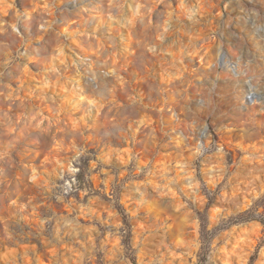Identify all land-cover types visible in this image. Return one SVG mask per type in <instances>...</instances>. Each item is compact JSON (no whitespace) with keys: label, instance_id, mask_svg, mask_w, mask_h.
Here are the masks:
<instances>
[{"label":"clouds","instance_id":"obj_1","mask_svg":"<svg viewBox=\"0 0 264 264\" xmlns=\"http://www.w3.org/2000/svg\"><path fill=\"white\" fill-rule=\"evenodd\" d=\"M125 2L88 0L73 17L64 16L60 10L62 0H31L24 9L16 7L14 0L3 5L4 14L12 16L10 21H0V35L6 38L0 40V45L8 49L3 62L7 65L15 61L19 75L16 87L5 85L6 105H0V139L9 145L0 150L2 264H68L67 257L60 259L61 248L71 252L72 264H86L81 249L92 251L87 260L95 264L100 228L94 219L115 229L104 234L99 248L111 264L117 252L124 250L120 231L124 225L114 207V182L122 183L124 188L134 186L133 191L120 193L119 203L129 220L135 221L132 247L137 249V264H198L203 242L197 208L202 210L208 203L205 188L209 193L218 190V203L209 209L207 217L209 232L221 220L246 212L264 200V120L256 117L257 105L264 114V103L255 100L247 110L237 103L231 111L220 110L215 119L212 112L200 117L187 108V85L195 72L192 61L205 67L213 65L211 49L215 38L200 27V18L211 5L200 0L188 5L179 0L174 8L165 0H137L135 8L129 7L125 15ZM161 4L163 11L154 23V13ZM179 15L192 26V31L185 33L187 43L175 50L172 45L162 47L167 37L182 31L174 24ZM58 16H64L59 27ZM22 18L29 29L35 25V40L41 47H34L20 31ZM105 24V34L97 35ZM122 29L127 30V39L121 35ZM8 41L15 45V55ZM30 48L38 55L44 54L39 71L30 66L35 57L27 63L19 62ZM165 54L172 59H164ZM153 58L161 61L158 81L149 70ZM58 65L72 75L66 76ZM98 65L108 79L86 90L83 82L88 76L99 79ZM30 81L39 83L32 87ZM141 85H146V93ZM49 89L53 92L50 97L45 95ZM166 91L172 93L171 102ZM145 95L148 103L144 102ZM46 99L51 103L42 106ZM97 134L108 138V142L92 158L89 148L94 145L90 142ZM138 145L142 146L139 151ZM82 157L89 158L85 180L91 181L92 187L81 186L78 179ZM113 157L121 162L123 170L118 177L109 174L102 178L108 173L105 165ZM196 160L201 163L199 174ZM97 190L112 201L101 203L99 210L94 207L101 202L95 194ZM229 205H235V213ZM42 210L51 211V215ZM102 212L107 216L102 218ZM142 212L163 215L172 224L153 226L139 218ZM49 222L55 223L57 239H62L65 228L77 235L83 231L87 239L77 241L80 248L57 245L42 235ZM21 225L28 228L27 233ZM157 229H175L170 241H161L168 258L162 253L159 258L145 259L142 244ZM33 235L42 244L51 245L46 248V261L36 252L37 245L26 239ZM222 235L223 244L220 236L210 242L213 255L218 254L222 264H232V257H236L237 264H248L250 255L264 239V225L254 221ZM256 264H264V245L259 247Z\"/></svg>","mask_w":264,"mask_h":264},{"label":"rangeland","instance_id":"obj_2","mask_svg":"<svg viewBox=\"0 0 264 264\" xmlns=\"http://www.w3.org/2000/svg\"><path fill=\"white\" fill-rule=\"evenodd\" d=\"M12 3L13 0H0V21H10L12 19L11 14L5 15L3 5L4 3ZM16 7L24 9L30 6L31 0H14ZM88 0H62L60 4V10L63 12L64 16L73 17L75 16L76 12L78 11L79 7L82 4L87 3ZM94 2L103 3L105 0H94ZM167 3H171L172 6L175 8L179 0H165ZM197 0H185V3L188 5H194ZM137 0H126L125 2V15L128 14L129 7L135 8ZM194 3V4H193ZM205 5H211V8L207 11V13L200 18L201 24L200 27L204 29L206 33H211L212 36L215 38L213 42V46L211 49L212 57H213V65H215L214 72H211L207 67L198 63L197 61H192V67L195 68V72L192 73L190 76V83L187 85V96H188V104L187 108L195 113L197 116L203 117L208 112H212V118L215 119L216 115L220 110H229L231 111L233 106L239 103V106L243 110H247V108L252 104L253 101L258 100L264 103V65L261 59V54H264V50L260 51L257 50L255 47H252L248 44L246 39L236 31V27H246L251 33H257L261 30H264V0H208L204 3ZM236 7L241 10V14L236 15L232 13V8ZM164 5L161 4L160 7L156 10L153 16L154 23L159 20L160 13L163 11ZM243 10V11H242ZM245 10V11H244ZM244 12V13H243ZM246 12V13H245ZM259 14V15H258ZM64 16L57 17V27L63 24ZM239 16V17H238ZM241 16V17H240ZM257 16V17H256ZM238 17V18H237ZM237 19V20H236ZM238 23V24H237ZM115 22H113V25ZM174 24L177 28L181 29L182 31L174 33V35L169 36L163 42V46L172 45L173 49L177 48L181 44L187 43L188 36L185 33L192 31V26L190 22L183 16L179 15L175 20ZM241 24V25H240ZM252 26V27H251ZM18 27L20 31L24 34L27 40H31L34 47H41L39 41L35 40L37 35L36 27L33 24L31 28L26 25L24 19L22 18L19 22ZM108 27V24H105L104 29H100L97 32V35H104L105 29ZM227 27V28H225ZM234 27V28H233ZM254 28V29H253ZM231 30L232 32L228 31ZM88 30H92V25L88 26ZM225 30V31H224ZM225 32V36L231 41H227L224 45L225 49L231 56V60H227V65L232 63H237L238 67V74H234L232 72V66L224 67L225 65L221 63L218 45L221 41L220 38ZM233 34V35H232ZM121 35L126 38V29L121 30ZM6 38L3 35H0V40H5ZM175 41V43H173ZM245 41V42H244ZM218 42V43H217ZM8 47L12 50V54L15 55V45L8 41ZM251 47V48H250ZM253 48V49H252ZM23 51V50H21ZM76 52H80L81 55H85L87 58V54L81 52L79 48L75 49ZM241 51V52H240ZM225 53V52H224ZM218 54V55H217ZM8 55V49H5L2 45H0V105H6L5 96L3 95L5 85H11V87H16L17 85V76L19 73L16 71L14 67L15 61L5 65L4 60ZM43 53L39 55L33 51L32 48L28 49V51L21 57H19L20 63H27L30 57H35L36 59L30 65L33 71H39L43 64ZM95 59V57H91ZM219 58V59H218ZM164 59L171 60V55L165 54ZM229 61L231 63H229ZM160 63V64H159ZM185 63H188L185 60ZM263 65V66H262ZM60 71L64 73L66 76H71V72L65 70L63 66L58 65ZM149 70L158 81L160 79L161 73V61L157 58H153L149 65ZM262 71V72H261ZM245 73H250V75H245ZM259 74V75H258ZM97 75L99 77L98 80H93L91 76H88L85 81L83 82L86 90H90L91 88H95L99 86L101 80L108 79L105 74V71L99 65L97 66ZM236 76V77H235ZM237 79V80H236ZM259 80V83H255V80ZM243 80V81H242ZM246 84H245V82ZM32 87H35L39 81H30L29 82ZM252 84V85H251ZM141 88L144 89L145 93L147 92L146 85H141ZM165 87H167L165 85ZM239 93H238V92ZM253 94L248 95V99L242 101L241 95L242 94ZM36 93L40 94V89L36 88ZM46 96L53 95L52 90H47L45 93ZM165 96L171 102L172 93L171 91H166ZM242 101V103H241ZM144 102L148 103V97L145 95ZM50 99H46L42 102L43 105L50 104ZM259 105H257L256 117L257 119L264 120V114L258 110ZM215 109V111H213ZM203 110V111H202ZM233 115H238L237 112H233ZM198 135L201 133H197ZM168 137H165L167 140ZM108 142V138L96 135V138L90 142L94 146L89 148V151L94 154L99 151L100 147ZM113 143L116 141L113 139ZM9 145L7 144L6 140L0 139V150L7 149ZM142 146L138 145L137 150L139 151ZM88 157L81 158V172L78 174V179L81 182V186L87 184L89 187H92L91 181L85 180V172L88 169ZM203 159V158H201ZM229 163L232 160V155L229 154L228 157ZM38 162V161H37ZM195 166L197 167L198 174L199 168L201 167L200 160H196ZM108 169V173L102 174V178H106L107 175H113L118 177L119 173L123 170L124 166H122L121 162L113 157L110 164L105 165ZM131 165H129V170L131 171ZM127 179V177H126ZM103 187V185H101ZM115 192H116V203L114 207L117 211L120 212V219L123 221L124 228H122V244L124 245L123 253L117 252L116 258L111 262V264H137L136 253L137 249L132 247V227L134 222L129 220V217L123 207L119 203V195L122 192H129L134 188L133 185L129 184L127 188H124L122 183L116 185L114 182ZM131 187V188H129ZM206 195L208 196V203L203 207V209L197 208V214L200 216L202 225H201V239H202V247L198 254V264H222V261L218 258L217 255H213L210 249V242L217 236H220V243L223 244L224 237L223 233L226 231H230L232 228H237L239 231L240 228H243L254 221H258L260 224L264 225V200L256 202L252 208L247 210L246 212L242 213H235L233 216L229 217L227 220H221L219 224H217L211 232L207 231V217L209 214V209L218 203L217 192L209 193L208 190L204 189ZM101 197V202L94 205L98 210L99 204H110L112 201L109 197L98 190L95 193ZM138 198V194H135ZM85 202H87V198H85ZM193 207H195L193 205ZM45 215H51V211L42 210ZM107 213L102 212V218L106 217ZM141 216L143 218L148 219V223L153 222L154 213H146L142 212ZM82 223H87V221H81ZM97 224V227L100 228V233L97 235V249L94 250V254L96 256L95 264H108V262L104 259V254L102 251L99 250L100 248V241L102 240L104 234L108 231H114L111 225H100L99 221H93ZM165 225L172 224V220L169 218ZM159 223V224H160ZM22 230L27 233L28 228L26 226L21 225ZM125 229L127 231H125ZM160 232H164L166 235L167 241H170L174 234L175 229L171 232H166L165 229H157L153 231L151 234L156 235ZM42 235L46 237L48 240L52 241L53 243L59 245L60 243H65L67 245H74L77 248H80V245L77 243L78 240H86L87 233L81 231L79 235L73 232L70 229L65 228L62 233V239H57L55 234V223L49 222L43 232ZM26 239L37 245L36 252L40 253L42 259L45 261L48 259V253L46 251L47 247H51V245H44L40 242L39 237L33 235L32 237H26ZM234 243V240H233ZM260 245H264V239L260 241V244L257 245L256 251L253 252L249 259L248 264H256L259 247ZM228 247L231 248L232 244H228ZM85 252L86 264H92V262L87 260V257L92 255V251H88L86 249H81ZM106 250V249H105ZM183 251V249H181ZM165 259H167V252L163 251ZM60 259L62 260L64 257L68 258V264H72V254L66 248L60 249ZM161 254H158L154 257L159 258ZM148 256L145 258L147 259ZM2 264V261H0ZM178 264V262H177ZM232 264H237L236 257H232Z\"/></svg>","mask_w":264,"mask_h":264},{"label":"bare ground","instance_id":"obj_3","mask_svg":"<svg viewBox=\"0 0 264 264\" xmlns=\"http://www.w3.org/2000/svg\"><path fill=\"white\" fill-rule=\"evenodd\" d=\"M206 1L208 0H200L201 3H205ZM197 3V2H196ZM195 3V4H196ZM194 4V3H193ZM232 8V13L236 14V15H239L241 14V10L239 11L238 8L236 7H233L231 6ZM243 11V10H242ZM245 11V10H244ZM244 13V12H243ZM246 13V12H245ZM259 15V14H258ZM239 17V16H238ZM237 17V18H238ZM241 17V16H240ZM257 17V16H256ZM237 20V19H236ZM238 24V23H237ZM241 25V24H240ZM252 27V26H251ZM264 27V26H263ZM227 28V27H225ZM234 28V27H233ZM237 33L241 34L245 39L246 41L248 42V44L252 47H255L257 50H264V30H261L257 33H251L249 32L248 29H246V27H236L235 28ZM254 29V28H253ZM225 31V30H224ZM223 31V32H224ZM229 32H232L231 30L228 29ZM233 35V34H232ZM222 38H220V42H219V45H218V50H219V55L220 56V61L221 63H223L225 66L224 67H230L232 66V72H234V74H238V67H237V63H232V65L228 64L227 65V60H231V56L230 54L228 53V51L225 49L224 45L227 41H230L226 36H225V32L223 33V35L221 36ZM126 38H127V30H126ZM231 42V41H230ZM245 42V41H244ZM218 43V42H217ZM251 48V47H250ZM253 49V48H252ZM225 52V53H224ZM241 52V51H240ZM261 59L263 58L264 59V54H261ZM219 59V58H218ZM229 63H231L229 61ZM263 65H264V60L262 61ZM160 64V63H159ZM262 65V66H263ZM215 65H212L211 67H207L211 72H214V67ZM262 72V71H261ZM239 75V74H238ZM259 75V74H258ZM237 76V75H236ZM235 76V77H236ZM237 80V79H236ZM243 81V80H242ZM245 82V81H244ZM246 84V82H245ZM252 85V84H251ZM51 91V89H50ZM238 92V91H237ZM239 93V92H238ZM248 95H251V97H253L250 92L248 94H242L240 97H241V100L244 101V100H247L248 99ZM201 135V138L203 139V135L202 134H199ZM123 166V165H122ZM182 183H186V181L182 182ZM131 188V187H129ZM134 188H132L131 191H133ZM98 204V203H97ZM99 209H101V204L97 205ZM230 207L233 208L234 212H235V205H229ZM140 219H146V218H143L141 215L139 217ZM169 219L168 217H164L163 215L161 216H157L155 213H154V218H153V222L150 223L151 225L155 226L157 224H159L160 222H166V220ZM147 222L149 221L148 219H146ZM135 223V221H133ZM134 225V224H133ZM166 241L167 242V239H166V235L164 234V232H160L159 234H156V235H153V234H149L147 235L146 239L144 240L143 244H142V248H143V252H144V258H146L147 256L148 257H154L158 254H162L164 253L163 251L167 252V250L163 247L161 241Z\"/></svg>","mask_w":264,"mask_h":264}]
</instances>
